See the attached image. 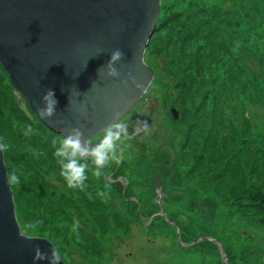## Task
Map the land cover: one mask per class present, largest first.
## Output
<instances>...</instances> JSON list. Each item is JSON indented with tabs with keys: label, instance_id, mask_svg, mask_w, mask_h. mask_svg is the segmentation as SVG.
Returning <instances> with one entry per match:
<instances>
[{
	"label": "rangeland",
	"instance_id": "1",
	"mask_svg": "<svg viewBox=\"0 0 264 264\" xmlns=\"http://www.w3.org/2000/svg\"><path fill=\"white\" fill-rule=\"evenodd\" d=\"M147 57L152 82L118 120L151 123L83 190L60 175L64 135L22 115L0 64L21 234L67 264H264V0H163Z\"/></svg>",
	"mask_w": 264,
	"mask_h": 264
},
{
	"label": "water",
	"instance_id": "2",
	"mask_svg": "<svg viewBox=\"0 0 264 264\" xmlns=\"http://www.w3.org/2000/svg\"><path fill=\"white\" fill-rule=\"evenodd\" d=\"M162 7L163 0H0V64L17 108L30 120L34 112L64 136L79 127L85 139L94 138L150 86L153 70L144 55ZM115 49L124 53L115 64L120 75L109 77L103 66ZM49 89L58 100L56 115L43 119L41 97ZM132 119L151 123L139 115ZM7 173L0 150V264H49L34 261V249L50 253L57 247L51 238L21 234ZM60 256V264H67Z\"/></svg>",
	"mask_w": 264,
	"mask_h": 264
},
{
	"label": "clouds",
	"instance_id": "3",
	"mask_svg": "<svg viewBox=\"0 0 264 264\" xmlns=\"http://www.w3.org/2000/svg\"><path fill=\"white\" fill-rule=\"evenodd\" d=\"M124 53L120 49H115L111 53V57L106 68L107 76L119 77L120 73L115 67V64L123 59ZM135 83L137 89L143 88L140 83ZM126 83V81H122ZM43 107L39 109L40 116L44 119H50L56 115V106L58 100L55 98L54 90L49 89L41 97ZM33 119V118H32ZM31 119V120H32ZM63 123V121H57ZM103 136L99 142H92L89 138H84V133L79 127L71 128L70 132L59 141L53 139L52 144L55 147L54 155L58 158L60 165V175L64 178L67 187L70 189L85 188V181L87 180L86 173L91 170L92 175L100 178L104 175L103 169L110 164H119L121 160V153L125 147H131V140L134 136L147 131V123L145 121H138L134 128H130L126 121L116 120L103 130ZM34 130L31 125L27 126L24 132L25 136L33 134ZM6 145L0 143V150L5 151ZM89 161L92 167L90 169ZM7 180L9 184L19 183V176L15 173H7ZM101 195H104L101 193ZM33 260L49 261V264H60L61 256L56 248H52L50 253H44L39 247L34 249Z\"/></svg>",
	"mask_w": 264,
	"mask_h": 264
},
{
	"label": "trees",
	"instance_id": "4",
	"mask_svg": "<svg viewBox=\"0 0 264 264\" xmlns=\"http://www.w3.org/2000/svg\"><path fill=\"white\" fill-rule=\"evenodd\" d=\"M144 60H145V62H147L148 63V57H147V55H146V53H145V55H144ZM12 97H13V95H12ZM14 100V99H13ZM15 103V102H14ZM16 105V104H15ZM17 107V106H16ZM21 112V111H20ZM22 113V112H21ZM31 113H32V115L33 116H35V114L31 111ZM23 115V114H22ZM24 116V115H23ZM25 117V116H24ZM26 118V117H25ZM28 119V118H27ZM30 120V119H29Z\"/></svg>",
	"mask_w": 264,
	"mask_h": 264
}]
</instances>
